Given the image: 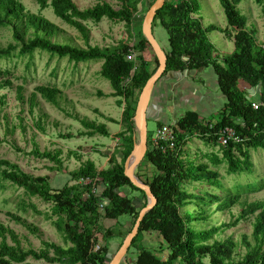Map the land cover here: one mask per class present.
Wrapping results in <instances>:
<instances>
[{
    "label": "trees",
    "instance_id": "1",
    "mask_svg": "<svg viewBox=\"0 0 264 264\" xmlns=\"http://www.w3.org/2000/svg\"><path fill=\"white\" fill-rule=\"evenodd\" d=\"M144 1L122 0L119 9H115L110 3L101 2L92 8L81 10L74 0H37L42 11L52 8L55 15L76 28L87 43V23H99L105 18L115 24H124L133 40V43L122 40L111 47L89 45L83 48L56 42L55 37L63 32L60 27L42 14L27 11L21 0H0V30L9 28L13 32V41L7 47H0V60L11 57L17 51L20 55H26L38 50L61 58L67 57L76 63L103 61L100 75L111 83L114 96L119 98L118 104L123 108L120 121L123 130L118 134L120 141L109 159L110 166L99 171L96 163L88 160L80 168L70 172L71 181L75 184H68L61 190H54L48 177L33 176L24 172L17 163L0 158V179L24 189L31 197H38L52 204L51 216L56 217L54 224L70 244L66 248L48 244L41 251L26 248L16 231L0 220V264H35L29 262L30 257L48 264H108L111 241L118 234L113 229H107L104 231V243L100 245L97 232L100 230L101 219L118 221L122 216H129L132 225L123 235L125 240L142 210L137 205V197H131L130 194H141L144 199L143 208L147 205L145 192L135 187L125 175V163L139 141L134 122L137 103L146 83L159 67V61L143 34L145 14L156 0L146 7L144 15L139 18V7ZM219 1L233 32L229 28L222 29L214 25L205 27L199 16L201 6L198 0H166L165 6L157 12L153 22V30L160 25L168 34L170 50L167 53L168 62L164 75L212 67L226 104L215 121H204L197 113H187L181 117L175 123L179 129L176 131V151L164 152L162 143L154 139L150 141L148 137V151L144 160L152 164L157 172L152 178H146L145 183L151 187L158 203L146 214L131 246L139 249L136 264H206L205 259H209V264H264V201L247 204L233 224L197 230L192 224L207 220L204 215L207 201L204 196L185 190V186L192 182L207 181L211 185H218V174L206 164H195L182 159L183 147L194 136L221 147L222 158L215 154L209 156L217 166L227 161L230 174L247 172L253 166L251 151L264 149V44L258 43L257 31L248 29L246 18L237 10L242 0ZM255 1L264 16V0ZM217 30L235 39L234 52L223 59L213 57V45L209 39V34ZM149 51L155 57L154 69L153 62L148 58ZM130 52L135 53V60H128ZM242 81L253 87L262 85L259 109H254L253 101L239 89ZM13 87L11 72L0 67V90ZM23 91L24 87H17V98L20 101L25 100ZM38 95L59 106L62 91L58 87L38 86L30 99L31 110L36 105ZM5 105L6 95H0V113ZM82 122L92 130L86 134H110L105 124L88 119H83ZM226 127L233 128L242 141L221 145L218 135ZM72 137L69 134L65 138ZM34 154L49 158L59 166L63 165L61 151L41 153L36 149ZM79 159L81 160L80 157ZM138 177L142 179L141 175ZM87 179H97V184L103 186L101 197L93 194L92 184L79 183ZM103 202L105 207L101 211L100 205ZM197 202L198 211L200 209L198 214L188 210L189 206ZM215 202H220L217 207L219 211H225L235 205L236 198L223 200L219 196L210 195L208 203ZM31 206L37 210L35 206ZM9 215L30 232H39L34 224L21 219L19 215ZM251 216H256L252 233L254 242H250L248 236L244 235L243 242L248 249L240 259H235L238 244L232 238L221 241L214 236L221 228L236 226ZM153 232L159 233L167 243L170 250L167 260H161L140 243L144 234ZM96 245H100V250L94 251ZM51 249L54 256L51 255Z\"/></svg>",
    "mask_w": 264,
    "mask_h": 264
},
{
    "label": "rangeland",
    "instance_id": "2",
    "mask_svg": "<svg viewBox=\"0 0 264 264\" xmlns=\"http://www.w3.org/2000/svg\"><path fill=\"white\" fill-rule=\"evenodd\" d=\"M21 1L27 11L42 14L60 27L63 32L55 37L56 42L83 48H87L89 45L116 46L122 40L133 43L124 24H115L106 18L99 23H87L89 27V42L87 43L76 28L56 16L52 8L42 11L37 0ZM152 1L154 0H150L147 4L150 5ZM198 1L201 6L199 16L205 26L214 25L217 28H229L233 32L219 0ZM74 2L81 10L92 8L101 2L110 3L115 9H119L122 4V0H74ZM237 10L246 18L248 29L257 31L258 43L264 44V16L261 7L255 0H242L237 6ZM154 35L160 46L165 51H169L167 31L159 25L154 28ZM209 39L213 45L214 58L223 59L235 50L234 38L228 37L219 30L209 34ZM12 41V30L9 28L1 29L0 47H7ZM151 54L152 57L148 56V58H151L155 68V57L152 52ZM102 64L103 61L93 60L76 63L67 57L61 58L38 50L26 55H20L17 51L11 57L1 59L0 67L11 72L14 87L0 90V95H6V105L0 113V158L17 163L24 172L33 176L48 177L54 190H61L68 184H75L71 181L70 172L77 170L88 160L94 161L99 171L108 168L110 166L109 159L115 153L120 141L118 134L123 130L122 125H120L123 108L118 104L119 98L114 96L111 83L100 75ZM203 73L205 76L200 77ZM197 75L198 77L193 79L194 82L198 83L200 79L205 83V86H208L207 89L202 90L206 94H211L214 99L213 104L217 105L216 110H218L220 103L223 102V97L217 89L216 74L210 68L200 71ZM198 84L202 88L201 82ZM18 86L24 87V101L17 98ZM38 86L58 87L62 91L59 106L47 102L41 95H38L36 105L31 110L30 99ZM184 90L185 87L182 86L180 92L183 94ZM187 111L186 109L178 110L184 114ZM218 111L215 120L218 119L220 112ZM164 114V117L160 115L156 118L151 114L148 115V137L150 141L156 138L163 125L173 122L174 117L169 109H164ZM208 118L204 120L207 121ZM83 119L105 124L110 134L108 136L101 133H96L93 136L86 134L92 130L85 127L82 122ZM161 124L163 125L161 126ZM69 134L73 137L65 138ZM36 149L41 153L61 151L63 165L59 166L49 158L35 155ZM213 154L222 158L221 147L215 146L212 142L208 143L207 140L198 136L191 138L182 149L181 156L184 161L190 160L195 164L204 163L210 170L218 174V185H211L204 181L192 182L185 186L187 192L204 196L207 201V205L204 206V215L207 220L192 224L197 230L233 224L247 204L264 201V149L258 148L251 151L253 166L247 172L239 174H230L227 161L219 166L215 165L209 156ZM139 166L136 169V175L137 177L141 175V180L144 182L146 178H152L157 172L147 160L142 162L141 167ZM126 193L129 191L126 190ZM210 195L219 196L223 200L235 197L236 203L225 211H219L217 207L220 202L208 203ZM130 196L137 197V205L143 209L144 199L142 195L135 192L131 193ZM31 205L35 206L37 210ZM196 205L198 202L189 206L188 210L198 214L200 209L198 211L199 205ZM51 208L52 204L46 203L38 197H31L26 194L24 189L0 179V220L16 231L26 248L41 251L46 249L48 244H55L64 248L70 246L63 234L57 230L54 224L56 217L52 218ZM9 213L19 215L21 219L34 224L39 232L37 234L30 232L22 224L14 221ZM255 217L251 216L236 226L221 228V231L214 236L215 239L221 241L232 238L238 244L234 254L235 259H240L248 249L243 242L244 235L248 236L250 242H254L252 233ZM131 225L132 219L129 216H122L118 221L101 219L100 230L97 232L100 245L104 243V231L107 229H113L118 234L111 241V258L120 249L124 241L123 235L128 232ZM140 243L161 260L168 259L170 250L159 233L144 234ZM50 252L54 256L53 249ZM138 254L139 249L136 246L132 247L121 264H136ZM204 261L209 264V259ZM29 262L48 264L31 257Z\"/></svg>",
    "mask_w": 264,
    "mask_h": 264
},
{
    "label": "water",
    "instance_id": "3",
    "mask_svg": "<svg viewBox=\"0 0 264 264\" xmlns=\"http://www.w3.org/2000/svg\"><path fill=\"white\" fill-rule=\"evenodd\" d=\"M165 4L166 0H156L144 18L143 34L159 61V67L155 74L148 80L139 97L134 116V122L139 135V141L135 144L134 150L125 163V175L130 179L135 187L145 192L148 203L140 211L139 217L132 231L127 235L118 252L112 258L109 256V264H121L129 252L134 239L139 234L141 224L146 214L151 211L158 203V199L152 192L151 187L139 177H137L136 169L144 161L148 151V110L154 88L161 79L168 77L169 75H173V73L181 74L180 72H170L167 75H164L167 69L168 54L157 42L154 35L153 22L157 12L161 10Z\"/></svg>",
    "mask_w": 264,
    "mask_h": 264
},
{
    "label": "crops",
    "instance_id": "4",
    "mask_svg": "<svg viewBox=\"0 0 264 264\" xmlns=\"http://www.w3.org/2000/svg\"><path fill=\"white\" fill-rule=\"evenodd\" d=\"M148 2H150V0H145L143 4L140 5L139 14H138L139 18H141L144 15V11L146 7L148 6L147 4ZM203 25L205 26L204 23ZM233 40H234V47H235V39ZM165 52L168 53L169 51H165ZM148 56L152 57V54L150 51L148 52ZM149 59L151 60V58ZM152 68L154 69L153 65H152ZM210 68H206V69H210ZM212 69L215 73L214 68ZM202 70L204 69L191 70V71L187 70L181 74L173 73V75H169L168 77L161 79L154 88L151 101H150V105H149L148 115L151 114L155 118L160 115L164 117L165 115L164 109H169L172 112L173 117H174V120L172 123L166 122L169 125L177 123L179 119L185 116L187 113H197L202 120H204L205 118L211 117L210 119L208 118L209 120L207 121H210V120L215 121L214 118H215L216 112L224 108L226 104V98L223 95L219 87V83H217L218 84L217 89L220 91L223 97V102L220 103V106H219L220 108L216 110L217 105L213 104L214 99L211 96V94L210 93L206 94L205 91L202 90L204 88L207 89L208 86L207 85L205 86V83L199 79V82H201L202 84V88H201L198 84L199 82L195 83L193 80L195 77H198L197 74H199V72ZM191 75L194 77H192ZM201 76H205V74L203 73L200 75V77ZM182 86L185 87L183 94L180 92V88ZM239 89L241 90V92H243V94L248 99H251L253 102L258 103L260 101L261 96H262V85L253 87L249 83L242 81L239 83ZM190 107H192L191 110L187 111V109H189ZM179 109H186L187 112L185 114L184 112H178Z\"/></svg>",
    "mask_w": 264,
    "mask_h": 264
},
{
    "label": "built area",
    "instance_id": "5",
    "mask_svg": "<svg viewBox=\"0 0 264 264\" xmlns=\"http://www.w3.org/2000/svg\"><path fill=\"white\" fill-rule=\"evenodd\" d=\"M136 55L134 52H130L128 55V60L132 61L135 60ZM261 106V103L253 102V108L259 109ZM179 130L177 128L176 124H165L163 125L154 139V141L162 143L163 144V151L166 152L168 150L176 151L177 150V139H176V131ZM182 132V131H181ZM183 133V132H182ZM219 143L223 146L228 145L230 142H236L239 143L242 140L237 136L235 130L231 127H226L222 130H220V133L218 135ZM79 183L84 185H90L92 184V192L96 197H101L102 193L104 191L103 186L101 184H97V179L95 181L87 179V180H81ZM105 203L103 202L100 205L101 211L104 210ZM100 250V245H96L94 248V251Z\"/></svg>",
    "mask_w": 264,
    "mask_h": 264
}]
</instances>
